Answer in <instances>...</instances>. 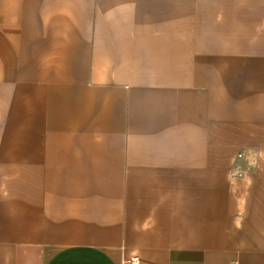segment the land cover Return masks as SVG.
I'll return each instance as SVG.
<instances>
[{"label": "crops", "instance_id": "crops-1", "mask_svg": "<svg viewBox=\"0 0 264 264\" xmlns=\"http://www.w3.org/2000/svg\"><path fill=\"white\" fill-rule=\"evenodd\" d=\"M135 258L264 264V0H0V264Z\"/></svg>", "mask_w": 264, "mask_h": 264}, {"label": "built area", "instance_id": "built-area-1", "mask_svg": "<svg viewBox=\"0 0 264 264\" xmlns=\"http://www.w3.org/2000/svg\"><path fill=\"white\" fill-rule=\"evenodd\" d=\"M237 156L238 157H240L241 156V153L239 152L238 154H237ZM133 264H136L137 263V259L135 258V259H132V261H131Z\"/></svg>", "mask_w": 264, "mask_h": 264}]
</instances>
